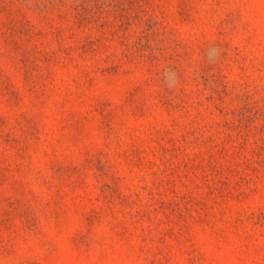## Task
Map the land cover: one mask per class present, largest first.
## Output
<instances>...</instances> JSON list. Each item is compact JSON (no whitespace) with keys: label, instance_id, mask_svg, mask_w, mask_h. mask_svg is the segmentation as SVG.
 Here are the masks:
<instances>
[{"label":"rangeland","instance_id":"obj_1","mask_svg":"<svg viewBox=\"0 0 264 264\" xmlns=\"http://www.w3.org/2000/svg\"><path fill=\"white\" fill-rule=\"evenodd\" d=\"M0 264H264V0H0Z\"/></svg>","mask_w":264,"mask_h":264}]
</instances>
